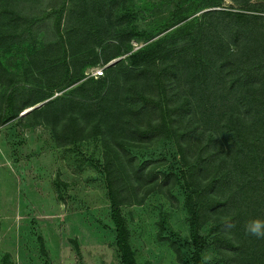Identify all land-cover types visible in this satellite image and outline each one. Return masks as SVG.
I'll return each instance as SVG.
<instances>
[{"label":"rangeland","instance_id":"374dc122","mask_svg":"<svg viewBox=\"0 0 264 264\" xmlns=\"http://www.w3.org/2000/svg\"><path fill=\"white\" fill-rule=\"evenodd\" d=\"M252 2L256 5L244 0H0V264H61V258L65 264H103L105 256L110 262L120 259L109 188L138 264H188L192 242L184 180L196 191L199 233L206 241L203 264H264V240L244 232L247 221L264 219V205L252 193L255 188V195L264 197V152L256 151L253 167L231 168L227 174L238 180H213L207 161L220 146L223 153L229 147L223 130H182L178 120L170 125L169 109L163 119L155 108L150 116L154 127L142 125L125 134L116 126L102 130L101 120L89 121L76 106L97 99L76 90L80 73L114 65L123 85L129 79L122 73L130 66L129 53L158 41L159 48L148 49L147 62L155 58L159 69L165 67L170 62L161 66V55L169 53L180 66L189 56L177 52L181 39L173 35L184 36V22L194 19L199 27L210 10L250 15L253 22L264 16V0ZM179 16L186 19L178 21ZM84 21L93 26L87 31L100 35L98 42L86 33ZM178 26L181 33L175 31ZM249 33L250 41L259 38L255 30ZM184 38L181 44L189 39ZM65 50L69 71L63 63ZM198 56L209 62L206 54ZM92 58L95 62H86ZM131 67L137 72V65ZM185 79L180 68L174 89L184 86L181 90L193 101L203 96L188 91ZM118 91L116 98L122 100ZM219 92L223 109H216L214 116L227 110L246 114L234 93ZM56 98L69 102L60 107V102L51 103L47 111L54 115L38 121L42 116L33 115L35 108ZM29 107L32 112L24 113ZM71 112L86 121L81 118L79 126L63 128ZM200 113L192 110L196 119ZM210 132L216 136L214 144ZM73 136L78 140L64 144ZM197 161L201 172L194 168Z\"/></svg>","mask_w":264,"mask_h":264},{"label":"trees","instance_id":"16d2710c","mask_svg":"<svg viewBox=\"0 0 264 264\" xmlns=\"http://www.w3.org/2000/svg\"><path fill=\"white\" fill-rule=\"evenodd\" d=\"M244 1L252 4L256 3L252 2V0ZM221 12L223 11L210 10V12H207V20L202 24L200 23L199 27H195L197 24L194 19L184 22V36L189 37L184 44H181L185 40L184 36L173 35L178 36L179 40L181 39L179 42L181 48L177 52L180 51V54L184 53L189 56V60L184 61L180 66L178 61L172 59L169 53L164 56L161 55V66L164 62H170L165 67L159 69L157 67L158 64L154 60L155 58L151 63L147 62L150 59L148 49L159 48L162 43L158 41L153 46H145L129 53L127 59L130 66H126L125 72H122L125 74V78L129 79L125 80L123 85H120V82L116 79L117 72L115 69L117 66L114 65L109 68H107V65L103 66V73L98 77L88 76L86 72L85 74L80 73L79 77L82 79L76 90L85 98L97 99L90 101V103L86 102L84 105L76 106L85 110V114L87 117L89 116V121L101 120V124L104 125L101 127L102 130H107V128L111 130L112 128L110 127L116 126L117 130H121V133L125 134L128 132L131 134L133 130H139L142 125L154 127L156 123L151 122L150 116L155 108H159L162 111L160 115H163V119L169 109L172 112L170 125H173L178 120L179 124L182 125V130H223L228 135L229 147L225 149V153H223V146L210 153L207 164L212 169L208 170V172L213 180H221L223 178L227 181L230 179L233 181L238 180L236 176L233 179L231 174H227L232 171L231 168L236 165H240V167L245 169L253 167L255 159L258 158L255 155L256 151L264 152V136H262L264 135L262 133V131L264 132V16H256L254 21L251 22L248 19L250 15L230 12L220 14ZM185 19L186 16L177 18L178 21ZM84 22L85 30L88 26L93 28V26H90V22ZM179 29L178 26L175 31L181 33V31H178ZM251 30H255V36H259V38L255 37L250 41L251 35L249 31ZM94 32L92 29L86 30V33L91 35V39L94 42H98L100 35L94 34ZM231 45H236L235 50H230L232 49L230 48ZM199 53L206 54L209 62L202 60L198 56ZM181 57H184V55ZM86 62H95V58L86 60ZM63 63L67 71H69L66 50L63 54ZM133 65H137V72L131 67ZM214 65H216L217 70ZM180 68H184L186 72L185 81L188 91L193 90L203 96H199L198 99L193 101L189 97L190 95L188 96L181 90L184 86L179 87V90L174 89L175 84L172 82L179 77ZM106 70L107 72H105ZM110 74H112V77ZM215 79H218V81L213 83ZM223 80L228 81V83L221 82ZM219 81L221 83L217 86L216 84ZM209 83L211 85L208 91ZM104 88H106L105 93H103ZM119 89L121 90L120 96L123 95L122 100L116 98ZM219 91L227 94L234 93L233 95L237 97V104L244 108L246 114L243 115L242 112L233 113L227 110L225 114L221 113L214 116L213 113L216 112V109L219 110L218 104L221 105L220 102L221 100L223 101V96L222 98L220 97L221 93ZM158 93L159 95H157ZM168 93L174 95V97L168 98ZM154 94H156V97ZM160 96L161 99H159ZM45 97L43 96L41 99ZM55 102H60L58 104V107H60L62 102L68 104L69 100L62 98L50 100L43 108L33 109V115L42 116L38 121L51 119L54 114H49L47 110L50 104ZM222 105L224 104L222 103ZM194 108L200 110V116L203 118L201 124H204L206 128L198 129L201 127L199 122L201 118L196 119L195 114H192ZM95 115L98 116L96 117ZM69 116L68 123L64 124L63 128H66V125L71 127L79 126V121L83 118V115L71 112ZM85 121L86 119H84ZM143 122L144 124H142ZM95 126L96 128L99 127L97 123H95ZM199 134H203V131L199 132ZM210 135V144H214L216 136L212 132H210ZM75 140H78L77 136H73L71 139L67 138L64 144ZM198 159H200V152ZM202 160H205V158H201ZM196 164L197 166L194 168L199 172L203 171L198 161ZM246 184L251 186L250 183ZM182 186L185 194V207L190 214L189 231L192 242L187 263L203 264L201 251L206 241L199 233L200 223L197 218L196 191L188 181L184 180ZM252 193L258 194L255 188ZM255 194L256 203L264 205V197L258 195L261 197L258 198ZM108 196L110 217L115 227V245L119 251L122 264H138L129 242V231L125 220L110 188L108 189ZM42 250L45 251L43 246ZM145 264L150 263L147 262Z\"/></svg>","mask_w":264,"mask_h":264},{"label":"clouds","instance_id":"9594fccd","mask_svg":"<svg viewBox=\"0 0 264 264\" xmlns=\"http://www.w3.org/2000/svg\"><path fill=\"white\" fill-rule=\"evenodd\" d=\"M246 236L264 240V219L254 218L247 221L244 225Z\"/></svg>","mask_w":264,"mask_h":264},{"label":"crops","instance_id":"0c3cea01","mask_svg":"<svg viewBox=\"0 0 264 264\" xmlns=\"http://www.w3.org/2000/svg\"><path fill=\"white\" fill-rule=\"evenodd\" d=\"M253 1H255V0H253ZM105 257L101 260V263H103V264H122L121 258L119 257L120 259H118V256L116 258H114V260L112 262L107 260ZM61 259L62 260L60 261V263L65 264V262H64L65 258H61ZM98 259H101V256H99ZM98 261H100V260H98ZM148 261H150V260H148Z\"/></svg>","mask_w":264,"mask_h":264},{"label":"built area","instance_id":"2783aa9c","mask_svg":"<svg viewBox=\"0 0 264 264\" xmlns=\"http://www.w3.org/2000/svg\"><path fill=\"white\" fill-rule=\"evenodd\" d=\"M103 73V66H95L88 73V76L98 77Z\"/></svg>","mask_w":264,"mask_h":264},{"label":"bare ground","instance_id":"6f19581e","mask_svg":"<svg viewBox=\"0 0 264 264\" xmlns=\"http://www.w3.org/2000/svg\"><path fill=\"white\" fill-rule=\"evenodd\" d=\"M111 63V62H110ZM33 107H29L27 110H25L24 113H26L27 111L31 110Z\"/></svg>","mask_w":264,"mask_h":264}]
</instances>
